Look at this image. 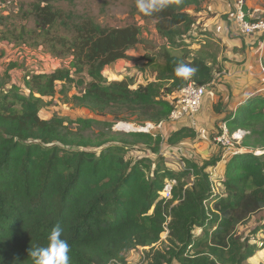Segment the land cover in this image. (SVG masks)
Returning <instances> with one entry per match:
<instances>
[{
    "label": "trees",
    "instance_id": "16d2710c",
    "mask_svg": "<svg viewBox=\"0 0 264 264\" xmlns=\"http://www.w3.org/2000/svg\"><path fill=\"white\" fill-rule=\"evenodd\" d=\"M208 1L184 0L152 17L141 14L155 22L168 47L160 53L161 63L150 61L155 81L137 88L132 79L109 82L104 76L106 68L128 59L140 43L141 27L133 17L114 28L86 19L74 26L68 45L55 34L65 24L62 13L50 5H34L35 30L25 29L22 39L37 35L53 55L69 53L71 69L26 71L20 86H9L17 65L0 76V264H34L30 248L46 247L57 225L71 248V264H126L125 255L139 247L148 248V264H251L262 248L238 230L255 219L250 234H264V96L251 98L224 120L231 133L244 129L250 134L242 142L248 152L228 161L219 180L224 193L218 194L212 192L207 171L220 161L217 157L202 166L185 159L179 172L157 166L149 177L142 166L145 159L133 163L126 153L144 145L158 156L161 137L133 131L123 137L97 136L92 133L101 124L96 119L40 117L46 98L60 93L74 107L111 116L116 123L166 120L172 111L168 95L190 82L211 84L220 72L203 53L190 58L184 47L180 55L173 53L182 39L192 37L196 18L189 10L198 13ZM4 20L0 17V24ZM13 35L3 33L1 40L16 42ZM58 45L64 49L58 51ZM180 63L197 68V74L190 80L177 78ZM72 88L78 92L70 96ZM196 136L194 129L183 128L167 143ZM167 178L178 182L173 199L164 203L159 192ZM166 216L171 217L169 233L162 240Z\"/></svg>",
    "mask_w": 264,
    "mask_h": 264
},
{
    "label": "rangeland",
    "instance_id": "374dc122",
    "mask_svg": "<svg viewBox=\"0 0 264 264\" xmlns=\"http://www.w3.org/2000/svg\"><path fill=\"white\" fill-rule=\"evenodd\" d=\"M37 4L50 5L55 11L62 13L65 24H60L59 30L55 32V34L67 39L68 45L74 38V26L82 23L86 19H91L102 27L114 28L124 26L128 20L133 17L141 27L140 43L135 49L128 53V59H125V62H120V64L118 63L112 65L110 68H106L104 76L109 82L132 79L134 88H137L138 85H145L155 81L156 72L154 65L150 61L156 59L158 63H161L162 59L160 53L168 46L165 43L166 41L157 33L155 22L153 20L146 21L142 19L141 14L136 8V0H15L7 4L4 9L0 10V17L5 18L3 24H0V76L7 67L14 64L17 65L12 70L14 76L9 86H20L21 79L26 71L52 73L59 69H71L72 57L69 53H63L61 56L53 55L49 51V48L42 44L41 37H37V35L26 36L25 39H22L21 35L24 34L25 29L29 31L35 30L31 10L34 5ZM254 5L257 8L255 11L253 8ZM247 7L251 9V12H254L256 18L264 19V0H253V7ZM190 14L192 15V12ZM227 17L228 16H226V18ZM201 26V24L195 25L192 30L193 32L195 29V36L193 34L189 39H182V46L178 47L177 52L175 51L173 53L180 55L181 51H184L182 47L190 51V58L197 56L199 53H203L206 60L212 65H215L216 69H219L220 72L216 73L214 83L222 90L219 92L211 90L208 94L209 96L215 93L220 95L217 96L218 98H215L212 109L210 110L211 117L215 119L214 125L217 130L222 120L234 113L236 107L235 100H231L234 98L232 91L233 83L230 81L231 78L230 80L227 78L233 70V68L231 70V67L228 66V63H231L232 60L231 56L229 58L227 54L228 47L220 43L212 34H209L207 36L208 38L199 36L201 34ZM12 32L14 33L13 36L17 38L16 42L1 40L3 33ZM204 41L206 42L205 44L203 43ZM67 47L65 48L67 49ZM253 47L254 50L250 51L253 53L254 57L252 64H254L255 61L256 64H254L255 66L253 67L251 66L250 72H246V76H249L248 84H246L248 86L239 94V96L244 95V98L247 96L246 99H240L239 97L242 104L246 103L251 98L264 96V71L262 70L260 61L263 50H261L262 47H258V44ZM63 49L64 47L62 45L57 46L58 51H62ZM148 57H150V59ZM263 58L264 55L262 59ZM213 60H215V62ZM225 62H227V64H225ZM239 64L241 65L244 63H238L236 69L240 68ZM217 74L221 76L217 77ZM85 79L89 81L88 77ZM215 85L212 86V89L215 88ZM61 88L62 83H58V91ZM76 92L78 91L72 88L69 90V95L71 96ZM224 95L226 98H229L230 103H224ZM45 101L46 104L40 112V116L43 119H50L53 116L64 117L70 120H76L78 118L96 119L100 121L101 124L99 127H96L92 133H95L97 136L101 134L105 136L111 135V133H117L116 135L123 137L125 134L131 132L129 129H115V125L124 122L116 123L111 116L99 117L86 108L74 107L60 93H57L52 98H46ZM216 108L221 110L222 113L218 114ZM111 123L114 125L112 128L110 127ZM126 124L130 125V127L131 125H137L135 122ZM86 133H90V131ZM199 137H201L199 140L200 145L193 143L195 139H187L177 144L178 147L176 148L178 149L180 147L179 150L170 149L169 152L164 150L163 153H161L160 150L158 154L160 158L144 145H136L128 150L126 159L133 163L145 159L144 162H142V166L146 174L152 177L154 175V169L157 166L162 169L179 172L185 167V159L192 160L202 166L214 157H217L220 161L216 166L208 168L207 171L212 174L213 180L218 182L220 179H223L225 166H227L228 161L236 153V148L231 147L223 149L217 147V152L209 154L206 150L209 149L208 145L215 144L213 136L211 135V129L203 127L199 130ZM119 145L124 146V148L130 147L129 145ZM168 146L174 147L176 145L168 144ZM218 185L217 192L224 193L223 186L220 183H218ZM256 225L255 219H252L250 222L241 225L238 232L246 237H250L252 243L262 248V250L249 262L251 264H264V234L259 233L255 236L250 234ZM195 231L196 233L200 232V230L197 229H195ZM161 237L162 240H165L167 235L162 234ZM147 250L148 248L143 247L131 250L125 255L126 264H148L149 262L145 255Z\"/></svg>",
    "mask_w": 264,
    "mask_h": 264
},
{
    "label": "built area",
    "instance_id": "2783aa9c",
    "mask_svg": "<svg viewBox=\"0 0 264 264\" xmlns=\"http://www.w3.org/2000/svg\"><path fill=\"white\" fill-rule=\"evenodd\" d=\"M15 0H0V10L4 9L5 6ZM231 24L234 29L246 39H254L256 43H260L261 47L264 49V19H259L255 17L254 12L246 8V0H235L233 5V10L230 13ZM201 31V30H200ZM191 32L190 35L195 36ZM203 32V31H201ZM262 64V62H261ZM262 70L264 67L262 64ZM215 83L208 85H198L194 82L188 83L181 90L168 95L166 100L172 106V111L168 118L159 123L145 122L143 124L137 125H127L126 123H118L115 125V129H129L133 132H140L150 134L153 137H161V153L165 150L169 152L170 149H177L178 145L174 147H169L167 140L176 131L183 128H195L196 127V117L201 113L204 105V101L212 89ZM250 134L249 131L244 129H238L231 133L225 122L221 123L219 129L214 133V142L221 148L227 149L231 147L236 148V153L248 152L247 149L242 147V142L246 136ZM180 147L177 149L179 150ZM255 154H262L261 151H255ZM212 192L218 194V183L219 181L213 180L212 174ZM176 178H167L164 181L163 187L160 194V200L167 203L173 199L174 188L177 186ZM171 220L170 216H166V222L164 223V231L162 234L168 236V224ZM162 236V235H161ZM162 238V237H161Z\"/></svg>",
    "mask_w": 264,
    "mask_h": 264
},
{
    "label": "crops",
    "instance_id": "0c3cea01",
    "mask_svg": "<svg viewBox=\"0 0 264 264\" xmlns=\"http://www.w3.org/2000/svg\"><path fill=\"white\" fill-rule=\"evenodd\" d=\"M234 3L235 0H210L204 3L203 5L204 10L195 13L192 8L191 10H189V13L192 12V15L196 17L197 22L195 23V25H200V24L202 25L201 26L202 29H200L201 31L212 34L215 38H217V40H219L220 43L228 47L227 54L229 58L231 56V60H232L231 63H228L229 64L228 66L231 67V70L233 68V70L230 72L231 74L227 78L229 80L231 78L230 81L231 83H233L232 91L234 98H232L231 100H235L236 107L234 109V113H236V111L240 107L239 105L242 104L240 99L247 98V96L246 98H244V95L239 96L240 92H243L245 87L248 86L246 84H248L249 76L248 75L246 76V74L251 71V66L253 67L255 66L254 64H256V61L254 64H252L254 57H253V53L250 51L254 50L253 47L254 45L258 44L259 48L261 47V45L260 43H256V40L254 39H246L245 37H242L232 26L230 20V13L233 10ZM247 6L253 7V0H246V8L248 9ZM253 8L254 11L257 10L255 5ZM226 16L228 17L226 18ZM201 37L208 38L205 35H202ZM203 43L205 44L206 42L204 41ZM261 50H263V53H261L262 55L260 56L261 57L260 61L262 62L264 49L262 48ZM125 61H126L125 59L120 60L116 64L118 63L120 64V62H125ZM240 62H243L244 64L241 65L239 64L240 68L236 69L237 64ZM225 64H227V62H225ZM220 76H221L220 74H217V77ZM221 90L222 89H220L219 86L215 85L214 92H219ZM217 96L220 95L215 93L214 95H210V96L208 95L206 97L201 113L196 117V122H197L196 127L191 128L197 132V136L193 142L197 145H200L199 140L201 139V137H199V130H201L203 127H207L208 129H211V135L213 136L214 139V133L216 132V127L214 125L215 119L211 117L210 110L212 109V104L214 103L215 98H218ZM223 98L225 104H227L228 102L230 103L229 98H226L225 95ZM224 120L225 119L222 120V123L224 122ZM217 147L219 146L215 143L213 145H208L209 149L206 150L208 151L209 154L215 153L217 152ZM225 170H226V166H225Z\"/></svg>",
    "mask_w": 264,
    "mask_h": 264
},
{
    "label": "clouds",
    "instance_id": "9594fccd",
    "mask_svg": "<svg viewBox=\"0 0 264 264\" xmlns=\"http://www.w3.org/2000/svg\"><path fill=\"white\" fill-rule=\"evenodd\" d=\"M183 3L184 0H136V8L143 16L152 17L172 6L180 7ZM197 72V68L180 63L175 69V76L190 80ZM62 236L63 229L57 225L50 233L46 247L30 248L29 256L34 264H71V248Z\"/></svg>",
    "mask_w": 264,
    "mask_h": 264
},
{
    "label": "bare ground",
    "instance_id": "6f19581e",
    "mask_svg": "<svg viewBox=\"0 0 264 264\" xmlns=\"http://www.w3.org/2000/svg\"><path fill=\"white\" fill-rule=\"evenodd\" d=\"M196 18V17H195Z\"/></svg>",
    "mask_w": 264,
    "mask_h": 264
}]
</instances>
